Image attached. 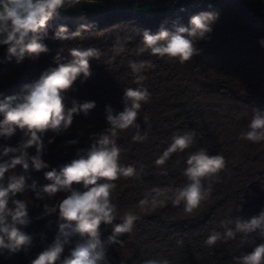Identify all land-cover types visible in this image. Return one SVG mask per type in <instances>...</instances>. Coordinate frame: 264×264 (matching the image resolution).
Wrapping results in <instances>:
<instances>
[{
    "label": "trees",
    "instance_id": "obj_1",
    "mask_svg": "<svg viewBox=\"0 0 264 264\" xmlns=\"http://www.w3.org/2000/svg\"><path fill=\"white\" fill-rule=\"evenodd\" d=\"M158 0H136L141 5ZM216 12L218 18L211 24V31L196 42L199 50L190 61L183 64L167 57L160 58L149 52L139 53L143 32L156 34L161 28L174 32L176 27H190V18L201 12ZM95 27L81 33L73 40L53 39L60 25L69 32L79 25L49 21L47 36L41 39L49 51L39 56H26L19 64L13 57L5 59L6 46H0V99L19 95L26 84L39 79L49 68L71 59L69 49L94 47L100 50L99 59L90 60L92 75L78 77L72 89L66 93V108L72 101L78 104L94 102L95 107L85 115L73 114L72 124L59 133L51 130L43 134L45 149L42 159L48 167L35 170L22 166L10 170L26 177V188L16 199L28 203V220L21 230L32 237L27 251L0 254V264H30L31 260L51 246L63 221L59 211L45 214V204L54 207L69 193L58 192L44 200L35 198L48 181L44 173L60 168L77 159V151L87 149L93 137L104 132L107 122L106 108L113 114L123 111L124 91L140 85L131 62L148 61L150 68L142 70L146 79L143 86L151 93L148 103H143L136 123L138 128L121 130L116 139L122 165H134L136 177H121L115 183L112 201L117 207V219L121 223L126 211L134 212L139 219L130 233L117 236V242L108 244L113 225L101 224V240L106 245L107 264H142L146 259L168 260L169 264H236L243 254L264 243L257 233L248 242H242V234L235 239L223 238L228 228L235 227L236 219L248 220L264 211V141L253 143L240 138L247 131L253 109L264 111V0H205L198 7L189 8L176 15L162 14L161 9H135L128 6L120 12L92 22ZM123 46V51H117ZM2 118V117H0ZM195 131L193 145L184 152L173 153L164 165L154 161L171 143L173 134ZM146 135L144 141H136L134 135ZM23 138L17 132L11 138L0 137V150L4 146L15 147ZM52 141L49 143V141ZM76 141V143H70ZM201 148L209 155H222L226 168L219 173V180L204 182L211 185L209 198L188 213L184 202L173 206L172 194L155 210H142L139 201L154 187H179L187 182L183 175L190 153ZM30 155L35 149H29ZM12 154L0 158V163L10 160ZM166 173V174H161ZM35 182L36 188L31 185ZM83 190L82 185H73ZM231 221V223H229ZM212 231L221 233L222 239L208 246L205 241ZM78 235L65 245L61 259L70 255Z\"/></svg>",
    "mask_w": 264,
    "mask_h": 264
},
{
    "label": "clouds",
    "instance_id": "obj_2",
    "mask_svg": "<svg viewBox=\"0 0 264 264\" xmlns=\"http://www.w3.org/2000/svg\"><path fill=\"white\" fill-rule=\"evenodd\" d=\"M80 3L81 0H0V46H6L5 59L11 61L14 57L19 64L26 56L36 57L47 53L48 47L40 41L48 34L49 21L59 17L62 10ZM217 18L218 13L205 11L190 18V27H176L174 32L161 28L156 34L145 30L138 52L147 51L160 58L178 60L181 64L190 61L199 51L196 42L211 31V24ZM81 19L84 17L81 16ZM92 27H95L94 23H81L76 31L70 33L68 27L62 24L55 31L53 39L73 40ZM261 44H264V40ZM123 50V46L117 49ZM69 54L71 59L67 62H60L61 57L57 54V66L44 71L35 82L24 85L21 94L0 99V137L8 139L17 130L23 132V138L17 146H4L0 150V158L12 154L10 160L0 163V254L4 251L9 254L27 251L32 244V237L21 230V226L29 223L28 203L15 198L18 193L25 191L26 177L13 172L5 182V174L18 165L27 170L29 162L37 171L47 168L48 164L41 158L45 149L43 134L49 130L57 133L66 130L72 124L73 114L83 112L87 115L95 107L94 102L78 104L73 100V106L66 108L65 100L67 91L72 89L78 77L87 79L92 75L90 60L99 59L101 52L94 47H74L69 49ZM151 66L148 61L131 62L130 67L136 74L135 83L140 86L125 89L123 111L113 114L112 108L107 107L109 127L95 135L87 149L78 150V158L65 164L59 172L53 169L44 173L51 183L36 192L37 200L54 197L61 191L69 194L54 207L45 204V214L58 209L63 222L59 224V232L52 245L40 252L30 264H107L106 245L101 240V224L113 225L108 244L116 243L119 234L133 230L139 217L131 211L123 214L121 223L113 224L118 215L112 201V194L117 187L115 181L121 177L138 178L134 165H122L119 162L120 149L115 138L121 130L139 127L136 123L139 110L151 98V93L142 84L146 77L141 73ZM252 111L247 131L242 132L240 138L259 143L264 141V111L257 108ZM195 136V131L173 134L171 143L154 163L157 166L164 165L173 153L189 149ZM133 139L144 141L147 136L136 133ZM32 148L35 149L34 155L29 153ZM225 168L224 156L209 155L201 148L187 156L183 170L186 183L175 188L154 187L139 201V206L145 211L149 208L155 210L165 203L171 193L173 206H179L183 201L184 211L191 213L212 192L211 185L205 187L204 182L213 179L218 181L219 173ZM73 185H82L83 190H77ZM31 187L36 188L35 182ZM234 224V229L228 228L223 234L225 240L235 239L237 233L242 234V242H248L251 234L257 232L264 238V211L248 220L236 219ZM74 235H78L82 242H77L70 255L61 259L65 245ZM221 239V233L212 231L205 243L212 246ZM142 264H169V261L146 259ZM236 264H264V243L238 257Z\"/></svg>",
    "mask_w": 264,
    "mask_h": 264
},
{
    "label": "built area",
    "instance_id": "obj_3",
    "mask_svg": "<svg viewBox=\"0 0 264 264\" xmlns=\"http://www.w3.org/2000/svg\"><path fill=\"white\" fill-rule=\"evenodd\" d=\"M118 0H81L80 4L63 12L75 15H93L106 7L116 3ZM205 0H158L154 3L155 9H161L164 16L180 14L189 8L200 6Z\"/></svg>",
    "mask_w": 264,
    "mask_h": 264
},
{
    "label": "water",
    "instance_id": "obj_4",
    "mask_svg": "<svg viewBox=\"0 0 264 264\" xmlns=\"http://www.w3.org/2000/svg\"><path fill=\"white\" fill-rule=\"evenodd\" d=\"M136 0H118L116 3H112V5L106 7L104 10L93 14V15H75L69 14L66 12L61 11V14L59 17H54L51 21H57L67 24H74L79 25L81 23H92L95 21L100 20L101 18L111 15L115 12H120L127 8L130 5H133ZM81 16L84 17V19H81Z\"/></svg>",
    "mask_w": 264,
    "mask_h": 264
},
{
    "label": "rangeland",
    "instance_id": "obj_5",
    "mask_svg": "<svg viewBox=\"0 0 264 264\" xmlns=\"http://www.w3.org/2000/svg\"><path fill=\"white\" fill-rule=\"evenodd\" d=\"M133 7L135 9H145V10H149V9H153L154 7V2H147L141 5H137V4H133Z\"/></svg>",
    "mask_w": 264,
    "mask_h": 264
}]
</instances>
